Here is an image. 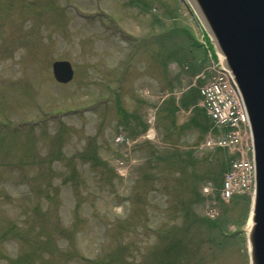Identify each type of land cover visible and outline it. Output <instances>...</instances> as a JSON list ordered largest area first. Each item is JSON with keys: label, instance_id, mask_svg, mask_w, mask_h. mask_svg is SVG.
I'll return each instance as SVG.
<instances>
[{"label": "rangeland", "instance_id": "obj_1", "mask_svg": "<svg viewBox=\"0 0 264 264\" xmlns=\"http://www.w3.org/2000/svg\"><path fill=\"white\" fill-rule=\"evenodd\" d=\"M201 38L185 0H0V264H249Z\"/></svg>", "mask_w": 264, "mask_h": 264}, {"label": "water", "instance_id": "obj_2", "mask_svg": "<svg viewBox=\"0 0 264 264\" xmlns=\"http://www.w3.org/2000/svg\"><path fill=\"white\" fill-rule=\"evenodd\" d=\"M223 57L248 114L256 183L248 230L250 264H264V0H189ZM54 78L73 77L66 59L52 62Z\"/></svg>", "mask_w": 264, "mask_h": 264}, {"label": "built area", "instance_id": "obj_3", "mask_svg": "<svg viewBox=\"0 0 264 264\" xmlns=\"http://www.w3.org/2000/svg\"><path fill=\"white\" fill-rule=\"evenodd\" d=\"M202 93L211 115L223 124H229L232 129L226 136L219 138L223 145H239L245 132L239 125L245 122V113L241 101L226 73L218 71L213 78L203 86ZM250 163L244 159L233 163L232 170L225 180L224 194L233 189L246 186L251 172Z\"/></svg>", "mask_w": 264, "mask_h": 264}, {"label": "bare ground", "instance_id": "obj_4", "mask_svg": "<svg viewBox=\"0 0 264 264\" xmlns=\"http://www.w3.org/2000/svg\"><path fill=\"white\" fill-rule=\"evenodd\" d=\"M250 224H251V221L249 220V221H248V227L250 226Z\"/></svg>", "mask_w": 264, "mask_h": 264}]
</instances>
